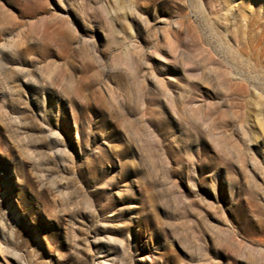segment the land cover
Returning a JSON list of instances; mask_svg holds the SVG:
<instances>
[{"label":"rangeland","instance_id":"374dc122","mask_svg":"<svg viewBox=\"0 0 264 264\" xmlns=\"http://www.w3.org/2000/svg\"><path fill=\"white\" fill-rule=\"evenodd\" d=\"M0 264H264V0H0Z\"/></svg>","mask_w":264,"mask_h":264}]
</instances>
